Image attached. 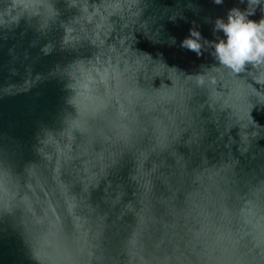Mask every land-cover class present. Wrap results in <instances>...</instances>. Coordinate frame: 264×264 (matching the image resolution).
<instances>
[{
    "label": "water",
    "instance_id": "95a60500",
    "mask_svg": "<svg viewBox=\"0 0 264 264\" xmlns=\"http://www.w3.org/2000/svg\"><path fill=\"white\" fill-rule=\"evenodd\" d=\"M237 5L0 0V264H264V68L168 39Z\"/></svg>",
    "mask_w": 264,
    "mask_h": 264
},
{
    "label": "clouds",
    "instance_id": "9594fccd",
    "mask_svg": "<svg viewBox=\"0 0 264 264\" xmlns=\"http://www.w3.org/2000/svg\"><path fill=\"white\" fill-rule=\"evenodd\" d=\"M211 3L222 6L225 0H211ZM258 10L261 13L259 19H253ZM179 18L187 19L184 16ZM170 19L175 22L177 17ZM201 28L197 21H191L188 34L183 39L168 37L169 46L194 53L197 58L208 54L215 62L216 70L233 77L247 74L249 68H264V0H238L237 6L214 18L211 38L204 35ZM159 55L162 57L163 53ZM260 82L264 83V80Z\"/></svg>",
    "mask_w": 264,
    "mask_h": 264
}]
</instances>
